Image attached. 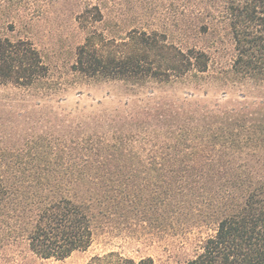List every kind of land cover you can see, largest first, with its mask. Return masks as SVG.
Instances as JSON below:
<instances>
[{"label": "trees", "instance_id": "obj_1", "mask_svg": "<svg viewBox=\"0 0 264 264\" xmlns=\"http://www.w3.org/2000/svg\"><path fill=\"white\" fill-rule=\"evenodd\" d=\"M224 1L235 52L221 82L260 87L256 99L243 91L232 105L157 100L156 89L206 72L210 58L196 47L162 49L145 33L141 51L122 54L87 39L74 69L152 103L70 118L30 105L49 67L31 42L0 37V230L15 218L33 252L62 259L107 221L173 234L205 226L213 232L183 264H264V0ZM153 262L115 251L96 260Z\"/></svg>", "mask_w": 264, "mask_h": 264}, {"label": "rangeland", "instance_id": "obj_2", "mask_svg": "<svg viewBox=\"0 0 264 264\" xmlns=\"http://www.w3.org/2000/svg\"><path fill=\"white\" fill-rule=\"evenodd\" d=\"M224 9V0H0V37L31 42L49 67V82L27 95L30 105L40 100L46 110L70 118L83 113L112 115L117 109L133 112L152 103L146 92L129 94L121 82L91 81L74 69L78 48L87 39L102 53L122 54L141 51L145 33L156 37L162 49L196 47L210 58L206 72L156 89L157 100H176L187 109L199 99L232 105L243 99V91L256 99L260 87L233 85L231 79L227 85L221 82L235 52ZM135 99L141 100L138 107H133ZM212 232L203 226L186 233H159L107 221L96 227L88 247L57 259L33 252L18 221L11 218L0 230V264H97V257L111 251L136 261L151 256L153 264H183Z\"/></svg>", "mask_w": 264, "mask_h": 264}]
</instances>
